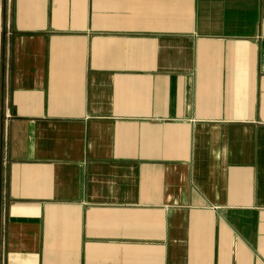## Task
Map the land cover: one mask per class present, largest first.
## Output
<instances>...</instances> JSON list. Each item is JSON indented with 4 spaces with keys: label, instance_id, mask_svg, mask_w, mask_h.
I'll list each match as a JSON object with an SVG mask.
<instances>
[{
    "label": "crops",
    "instance_id": "0c3cea01",
    "mask_svg": "<svg viewBox=\"0 0 264 264\" xmlns=\"http://www.w3.org/2000/svg\"><path fill=\"white\" fill-rule=\"evenodd\" d=\"M0 264H264V0H0Z\"/></svg>",
    "mask_w": 264,
    "mask_h": 264
}]
</instances>
